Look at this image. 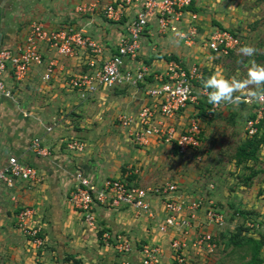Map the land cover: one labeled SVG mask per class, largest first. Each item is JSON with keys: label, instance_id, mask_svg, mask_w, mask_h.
<instances>
[{"label": "crops", "instance_id": "0c3cea01", "mask_svg": "<svg viewBox=\"0 0 264 264\" xmlns=\"http://www.w3.org/2000/svg\"><path fill=\"white\" fill-rule=\"evenodd\" d=\"M111 1L94 0L95 7L91 12L78 13L71 0H0V47L13 49L21 44L29 24L35 20L50 28L71 26L81 30L102 47L99 54L78 48L74 55H62L40 43L41 63L30 65L23 79L15 80L10 69L3 75L11 96L0 95V164L13 155L32 165L39 180L16 179L10 186L0 182V264H62L66 255L78 259L81 264H140V248L144 244H159L158 264H171V233L163 234L157 230V223L164 217L157 197H148L152 216L126 205L97 204L93 209L97 227L93 230L84 224L81 214L68 201L69 193L77 186L76 172L87 177L95 188L107 177L126 178L129 184L139 187L175 182L177 187L178 184L181 186L177 188L178 193L187 198L199 196V193L212 199L226 218L227 205H236V209L249 212L246 219L250 221L252 216H257L263 222L262 231L257 232L264 239V176L257 178L258 173H264L263 168H259L263 171L247 185L240 177L235 181L236 186L224 189L219 198L214 190L216 184L192 186L193 177L187 178L188 181L179 174L172 176V171L178 168L173 165V159L180 155L176 145L154 136L148 138L146 145H137L132 139L135 126L124 127L118 120L120 114L135 115L142 105L152 102L146 90L156 84L169 60L185 66L183 58L194 57L191 64H210L207 60L210 50L203 47V41L218 27L211 25L208 11L228 7L239 0H191L189 9L197 15L196 33L191 43L185 39L188 18L174 21L160 31L152 17L140 36L136 59L124 58L122 63V69L146 64L149 71L144 80L138 86H99L95 91L81 95L67 86L68 77L90 71L91 61L98 66L114 54L118 40L126 35L128 21L134 12V8L128 7L120 20H107L102 7ZM50 62L53 71L45 80L43 74ZM197 104H188L166 123L182 131L194 114L199 117L202 131L206 117L198 113ZM35 137L48 148V155H37L32 151L30 144ZM71 138L83 142L81 151L66 148L65 143ZM260 148L262 152L264 145ZM232 161L239 171L241 166L235 164L233 155ZM25 207L33 210L29 224L39 229L37 236L41 244L38 247L17 225V214ZM250 223L252 225L253 220ZM207 228L218 242L215 255L197 253L187 242L186 264L230 263V254L237 253L223 240L230 232L225 226L210 225ZM249 230L248 227L247 235L260 237L248 234ZM104 232L111 236L124 235L130 242V251L118 252L112 246L103 245L100 235ZM261 254L264 264V246ZM239 257L231 264H238Z\"/></svg>", "mask_w": 264, "mask_h": 264}, {"label": "built area", "instance_id": "2783aa9c", "mask_svg": "<svg viewBox=\"0 0 264 264\" xmlns=\"http://www.w3.org/2000/svg\"><path fill=\"white\" fill-rule=\"evenodd\" d=\"M71 1L78 13L91 12L95 7L94 0ZM190 5L191 0H113L105 4L102 7V14L110 21L120 20L125 8H134L127 24L126 35L118 40L114 54L102 60L98 66L91 61L90 71L70 75L66 82L67 86L78 90L81 95L93 92L99 86L111 87L117 84L138 86L148 73V66L140 63L133 68L122 69L123 59H136L140 36L152 17L156 19L160 31H164L174 21L188 18V34L185 35V39L191 43L192 36L196 33L197 15L189 9ZM40 43H45L62 55H74L78 48L90 49L95 54L102 51L101 45L81 30L71 26L50 28L35 20L29 24L27 35L21 44L13 49L0 47V95L11 96V91L3 80L7 69H10L12 77L18 81L24 78L30 65L41 63ZM239 44L236 35L220 28L212 29L203 41V47L223 54ZM52 71L53 63L50 62L46 66L43 79L48 80ZM202 78L198 65L182 66L174 60H169L163 72L157 77L156 84L146 90L152 102L142 105L135 115L120 114L119 123L124 127L135 126L132 139L140 146L146 145L148 138L154 136L173 143L180 153L198 148L201 133L198 116L194 114L190 116L187 126L182 131H177L173 125L166 122L188 104L198 103L196 84ZM199 93L205 95L203 89ZM242 100L253 111V115L244 122V134L251 136L263 129V126L260 128L259 125L261 126V121H264V91L258 92L255 98L245 96ZM214 109L212 106L210 110ZM65 144L70 150L81 151L84 147L83 142L76 138L68 139ZM30 147L37 155L49 154L48 148L41 145L36 137L31 140ZM16 179L35 182L39 177L32 165L10 155L3 164H0V182L10 186ZM75 179L77 186L69 193L68 201L81 214L87 227L93 230L97 227L93 210L97 204L112 207L126 205L152 216L148 197L155 196L164 211V217L157 223V230L163 234L171 233L169 239L171 264H186L187 242L197 253L208 255L215 251V235L207 227L222 226L225 214L212 199L205 196L187 198L178 193L175 182L139 187L128 184L122 178L107 177L98 188H95L81 172L75 173ZM32 213L30 207L20 210L17 214V225L38 247L41 244V239L37 236L39 229L29 224ZM100 241L118 252L126 253L131 249L130 242L122 234L111 236L109 232H104L100 236ZM160 255L159 244H144L140 248V264H158Z\"/></svg>", "mask_w": 264, "mask_h": 264}, {"label": "rangeland", "instance_id": "374dc122", "mask_svg": "<svg viewBox=\"0 0 264 264\" xmlns=\"http://www.w3.org/2000/svg\"><path fill=\"white\" fill-rule=\"evenodd\" d=\"M238 2L236 4L232 3L233 5L228 4V7L208 11L211 25L234 32L238 36L240 44L234 47L229 54L210 50L209 59H207L210 64L201 66L197 64L202 72V80L213 74L225 78L244 79L247 66L252 61L257 65L264 66V0H239ZM223 22L225 25H223ZM242 44H250L255 47L256 52L253 57L242 58L240 56L238 49ZM183 60L185 66H190L195 61L194 57H184ZM202 80L196 84L198 100L204 96L199 93L202 89ZM249 90H253V86H250L245 92ZM211 107L206 106L203 112L206 118L203 120L205 123L203 122V129L200 133L201 145L199 148L189 151V153H180L178 157L173 159V165L178 168L172 171V176L179 174L183 178L185 177L186 180L193 177L195 181L192 186H201L202 184L204 187L208 183L216 184L214 190L221 198L222 191L230 188V186L235 187V181L240 178L242 172L247 173L248 171H242L241 169L237 171L232 161V155L239 142L246 137L244 134V119L249 107L246 104L243 106L241 103L238 106L231 104L215 106L214 110H210ZM260 150L259 160L254 163L250 161V164H253L254 168L264 169V149L262 152ZM257 175L258 177H255L259 179L264 176V173L261 172ZM178 187L180 189V184H178ZM202 191L204 193V190ZM197 195L201 196L202 194L198 193ZM231 206H226L228 217L225 216V222L222 226H225L228 232H233L236 226L244 221V224L250 228L248 234H256L262 238V235L257 231H262L263 222L259 221L257 216H252L253 223L251 225L252 220H244L241 215L234 214L235 210L241 209H236V205ZM223 240L226 241V238ZM215 243L217 248L218 242L216 239ZM263 246L264 239L262 248ZM215 251L213 255H215ZM241 253V249L237 253L232 252L230 254L231 261L227 264H231L232 260L235 263L234 259L237 256L239 257Z\"/></svg>", "mask_w": 264, "mask_h": 264}, {"label": "trees", "instance_id": "16d2710c", "mask_svg": "<svg viewBox=\"0 0 264 264\" xmlns=\"http://www.w3.org/2000/svg\"><path fill=\"white\" fill-rule=\"evenodd\" d=\"M230 32L236 35L234 32L232 31ZM231 52H232V49L228 51V54ZM198 102L199 103L196 106L198 107L199 109L198 113L200 114L201 113L203 114L206 106L211 107V105H209L206 102L205 95L202 98H200ZM241 104L243 106L245 105L243 100L241 101ZM252 115H253V111L251 110V108H248V112L246 114L245 119L248 117H251ZM262 126H263V129H260L259 132L251 136H246L244 140L236 146L235 151L233 153L235 164L240 165L242 171L248 170L247 173L242 172L240 176L241 177L240 181H242V183L246 185L251 182L252 178L259 171H263V169L254 168L253 164H247L249 161H252L254 163L259 160V156H258L259 150H260L261 145H264V121L263 120L261 121V126L259 125V127L261 128ZM125 181L128 183V180L126 178H125ZM235 212L241 215L244 220L246 219V215L249 213L242 209L235 210ZM247 230H248V227L244 224V221H242L241 224L236 226L233 232L229 233V235L226 237L225 243L228 246H231L232 251H239V249H241L242 253L240 254V257H239V259L241 260H239L238 264H262L263 257L261 254V248L263 245V237L254 238L250 235H247L246 234ZM246 256L248 257L247 259H245ZM63 263L64 264H81L78 259L70 255H66L64 257Z\"/></svg>", "mask_w": 264, "mask_h": 264}, {"label": "clouds", "instance_id": "9594fccd", "mask_svg": "<svg viewBox=\"0 0 264 264\" xmlns=\"http://www.w3.org/2000/svg\"><path fill=\"white\" fill-rule=\"evenodd\" d=\"M238 52L242 58H251L256 49L250 44H242ZM250 86H253V90L245 92ZM201 87L209 105L214 107L227 104L238 106L245 96L255 98L258 91H264V66L252 61L247 66L244 79L225 78L213 74L202 80Z\"/></svg>", "mask_w": 264, "mask_h": 264}]
</instances>
